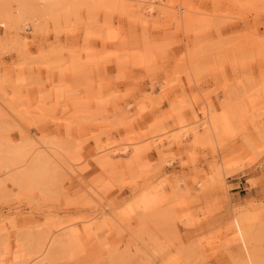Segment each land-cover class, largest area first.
Segmentation results:
<instances>
[{
    "label": "rangeland",
    "instance_id": "rangeland-1",
    "mask_svg": "<svg viewBox=\"0 0 264 264\" xmlns=\"http://www.w3.org/2000/svg\"><path fill=\"white\" fill-rule=\"evenodd\" d=\"M66 1L0 16V264H264V0Z\"/></svg>",
    "mask_w": 264,
    "mask_h": 264
},
{
    "label": "bare ground",
    "instance_id": "bare-ground-1",
    "mask_svg": "<svg viewBox=\"0 0 264 264\" xmlns=\"http://www.w3.org/2000/svg\"><path fill=\"white\" fill-rule=\"evenodd\" d=\"M126 1H128V0H126ZM39 2H40V4H43L46 6L53 7L54 5H59L60 7H63V8L65 6H67L66 4H68V2L66 0H0V16L3 14V10L6 9V10H9V13L12 16V18H17V17H19V14L21 13L22 10L30 9L33 11L34 9H36L37 4ZM130 2H132V1H130ZM143 2H145V1H140L138 4H141V3L143 4ZM151 4L152 3L150 2L148 7L145 9L147 12L152 11V7H154V6H151ZM12 5H14V8H12L13 7ZM165 7H167V6H165ZM11 9H14L13 13H12L13 10L11 11ZM171 9H172V7H171ZM166 10H168V9H166ZM169 10H170V8H169ZM187 12H190V11H187ZM21 14H23V13H21ZM203 125H205L206 127L211 126V124L209 122H205ZM209 127L207 129H209ZM195 131H193L192 134ZM125 150H126V148L122 149L121 151L124 152ZM17 161H18L17 159H14V160L7 159L4 161V163L6 165H11V166H21L20 172L21 171L22 172L20 173V176L27 177L31 181H33L34 183H38L39 181L44 180L46 178L49 179L47 177L48 174L46 172H45L46 173L45 175H44V173H41V168H43L42 166L43 165L45 166V164L48 165L47 161H40V160H38V158H36V160L31 161L27 165H21L22 162L21 161L17 162ZM5 169H6V171L10 170L9 166H7ZM44 170H45V168H44ZM56 174L54 173V175H56ZM20 242L23 245L22 239L19 241V244H20ZM3 245L4 244L3 243L1 244V242H0V246L3 247ZM58 245H59V241H57L53 235L43 236V237L37 236L31 241V245L27 250H25L24 252H21L23 248L18 250L17 253L15 254L13 260L9 264H36V263H39L40 261L42 262V258L47 257L49 259V258H52V256H54V253L58 249ZM1 252H3V251L1 250Z\"/></svg>",
    "mask_w": 264,
    "mask_h": 264
}]
</instances>
